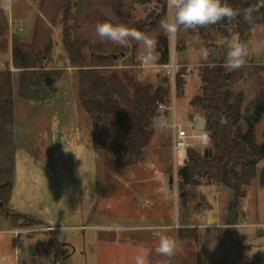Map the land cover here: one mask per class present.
Returning a JSON list of instances; mask_svg holds the SVG:
<instances>
[{
  "label": "rangeland",
  "instance_id": "374dc122",
  "mask_svg": "<svg viewBox=\"0 0 264 264\" xmlns=\"http://www.w3.org/2000/svg\"><path fill=\"white\" fill-rule=\"evenodd\" d=\"M40 3L13 0L9 8L0 2L8 22L7 29L0 23V70L14 71L13 39L31 40ZM133 9L134 20H144L161 10L157 0H137ZM236 28V21H230L205 37L197 30H181L175 40H169L170 63L174 61L183 71L179 87L171 79L167 81L164 69L155 63L139 67L143 65L142 46L135 51L131 44L119 46L126 53L112 70L127 72L149 84L166 80L171 91L166 107L173 108L165 118L155 121L152 142L144 150L145 160L121 171L116 159L93 149L91 119L78 98V71L69 65L61 27H54V50L44 69L54 73L55 81L49 86L52 97L43 101L21 98L17 72L14 84V177L8 208L43 224L20 228L1 211L0 264H135L140 249L147 254L148 264L165 260L169 264H264V235L260 234L264 230V159L258 164L253 185L243 187L247 196L239 199L234 225L229 222L234 191L226 184L197 177L199 184L185 202L179 189L182 179L178 171L188 163L187 150L193 148L204 156L212 148L210 133L197 131L193 122L196 115L205 117L191 105L194 98L203 96L202 69L224 62L222 42L238 37ZM246 45L247 65L237 71L224 68L228 79L238 73L226 94L231 101L238 95L243 97V113L247 105L264 95V25L251 30ZM212 46L217 59L211 57ZM205 51L207 61L202 56ZM90 53L85 47L88 61ZM173 121L188 131L190 147L186 151L172 148ZM239 123L247 129L244 122ZM255 139L264 147V117L255 126ZM185 190L190 191V186ZM165 225L171 231H160ZM50 226L54 230H48ZM182 227L193 228L196 239L180 240ZM17 229L24 230L17 239L19 246L11 233ZM161 234L173 237L179 245L171 258L155 253ZM55 237L72 247L60 251ZM42 243L55 247L51 260L45 258Z\"/></svg>",
  "mask_w": 264,
  "mask_h": 264
},
{
  "label": "trees",
  "instance_id": "16d2710c",
  "mask_svg": "<svg viewBox=\"0 0 264 264\" xmlns=\"http://www.w3.org/2000/svg\"><path fill=\"white\" fill-rule=\"evenodd\" d=\"M148 2L149 0H141ZM137 0H41L39 14L34 21L32 38L12 42V67L0 70V212L20 228L42 225L41 221L27 218L9 210L14 177V84L18 73L19 95L25 100L43 101L52 97L42 76L54 78L52 70L45 71L54 50L53 28L61 27L62 45L70 67L78 71V98L90 116L93 130V149L106 153L117 160L121 171L145 160L144 150L151 144L153 127L160 113L159 105L168 103L170 85L166 80L158 84L141 82L127 72L112 70L117 59L126 53L111 42H101L95 35L97 22L125 24L149 34L157 41L156 65H169L170 42L159 29V21L167 14L166 0H157L160 12H151L144 20H134V4ZM234 8L252 6L253 21L246 23L237 17L236 31L241 42H249V34L256 25H264V0H227ZM262 4V5H261ZM261 5V6H260ZM224 21L197 29L200 36L218 29ZM0 23L7 29L8 22L0 9ZM133 51L139 45L132 43ZM85 47L91 50L89 61ZM179 48V47H178ZM117 57V58H115ZM224 62H215L216 67L202 69L203 96L191 101L207 120L206 130L212 142V157L202 156L193 148L186 152L188 163L179 169L182 181L179 189L182 199L192 194L199 184L197 177L207 176L216 184H225L227 176L239 189V199L247 194L243 187H251L258 176V164L264 159V147L255 139V126L264 117V95L247 105L242 112L243 97L233 101L226 94L231 80L227 78ZM176 85L182 84L183 71L177 73ZM55 79V78H54ZM169 112H165L167 116ZM223 118L226 122H223ZM240 121L247 126L240 127ZM236 129V131H234ZM190 186V191L185 188ZM237 204V205H238ZM182 205H184L182 203ZM238 205V206H239ZM238 212V207H237ZM23 220V224L19 221ZM178 237L188 240L196 237L193 228L182 227ZM196 239V238H195Z\"/></svg>",
  "mask_w": 264,
  "mask_h": 264
},
{
  "label": "clouds",
  "instance_id": "9594fccd",
  "mask_svg": "<svg viewBox=\"0 0 264 264\" xmlns=\"http://www.w3.org/2000/svg\"><path fill=\"white\" fill-rule=\"evenodd\" d=\"M10 8L13 0H0ZM167 14L159 21V29L169 39L175 40L178 33L183 31H196L218 24L225 19L232 21L242 17L244 22L253 21L255 9L252 6L240 9L234 8L227 0H166ZM95 35L101 41L128 47L133 42L144 48L142 61L145 64H153L156 61L157 41L149 34L125 24H113L111 22H97L94 26ZM225 57L223 67L228 71H237L247 65L248 46L238 37L225 39L223 42ZM205 61L208 60V52L202 54ZM207 67H216L215 64H207ZM66 150V149H65ZM70 151V150H66ZM175 227H179L177 224ZM219 227V225H217ZM162 232L171 231V228H162ZM177 241L165 234L158 237L155 253L167 258L173 257L178 250ZM135 264H148L147 254L140 249L135 257ZM162 264H169L168 260Z\"/></svg>",
  "mask_w": 264,
  "mask_h": 264
},
{
  "label": "water",
  "instance_id": "95a60500",
  "mask_svg": "<svg viewBox=\"0 0 264 264\" xmlns=\"http://www.w3.org/2000/svg\"><path fill=\"white\" fill-rule=\"evenodd\" d=\"M210 51L212 52V59H217V53H216V47L212 46L210 47ZM117 58V57H115ZM228 78V76H227ZM42 80L44 81V83L46 84V86H50L54 81L55 79L52 78L51 76H49L48 74H44L42 76ZM164 116V113L160 112L158 114V117H162ZM193 122L195 124V128L197 131H204V129H206L207 127V120L206 118L203 116H200V115H196L193 117ZM205 156H210L212 157V148H209L205 151L204 153ZM173 182H174V178L171 179V186L170 188L172 189L173 187ZM223 182L230 188L234 191V194H233V197H232V207H231V214H230V218H229V222L231 225H234L236 223V220H237V207H238V198H239V194H240V191L241 189H239V187L233 183L227 176H224L223 177ZM20 225L23 224V220H20ZM260 234L261 235H264V230H260ZM42 248H43V252H44V255H45V258L47 260H51L52 259V255H53V251H54V248L50 245V244H44L42 243ZM30 250H32V246H30Z\"/></svg>",
  "mask_w": 264,
  "mask_h": 264
},
{
  "label": "built area",
  "instance_id": "2783aa9c",
  "mask_svg": "<svg viewBox=\"0 0 264 264\" xmlns=\"http://www.w3.org/2000/svg\"><path fill=\"white\" fill-rule=\"evenodd\" d=\"M19 27H20V30H23L24 24L20 23ZM142 56L143 55L140 56V59L142 58ZM141 61H142V59H141ZM144 66H145V63H143V65H140L139 67H144ZM157 66H160L164 69V71L167 75V81H169V79H171L173 81V83L176 82V77H177V72L179 71V66L176 65L174 63V61L172 63H169V65H157ZM158 108H159L160 112H162V113L170 112V110L173 109L172 107H170V108L166 107L165 104L159 105ZM165 117L166 116L164 115V116L159 117V118H165ZM159 118H157V119H159ZM161 124L168 125L165 121H162ZM171 127L174 129V134H175L174 138H173L174 142L172 145L173 150L175 152L182 151V150L186 151L190 147V143L187 140L188 131L186 129L182 128L181 125L177 124L176 121H173ZM47 229L52 231V230H54V227H48ZM11 233L13 234V237L16 240V245L19 246L20 244L17 241V239L19 238V235L24 233V230L17 229V230L11 231Z\"/></svg>",
  "mask_w": 264,
  "mask_h": 264
},
{
  "label": "crops",
  "instance_id": "0c3cea01",
  "mask_svg": "<svg viewBox=\"0 0 264 264\" xmlns=\"http://www.w3.org/2000/svg\"><path fill=\"white\" fill-rule=\"evenodd\" d=\"M12 63V62H11ZM248 199V198H247ZM246 210H248L247 208L244 210V214L245 215H247V212H246ZM50 227H52V226H50ZM169 226L168 225H165V228H168ZM55 239L57 240V242L60 244V247H61V249L60 250H64L65 248H67V247H72V245H71V243H68V242H62L61 240H60V238H58V237H55ZM17 246V245H16ZM62 250V251H63ZM61 254H63V255H65V253L64 252H62ZM3 260H6V258H3Z\"/></svg>",
  "mask_w": 264,
  "mask_h": 264
},
{
  "label": "flooded vegetation",
  "instance_id": "af4514ba",
  "mask_svg": "<svg viewBox=\"0 0 264 264\" xmlns=\"http://www.w3.org/2000/svg\"><path fill=\"white\" fill-rule=\"evenodd\" d=\"M54 249H55V247L54 246H52ZM60 251H62V250H60Z\"/></svg>",
  "mask_w": 264,
  "mask_h": 264
}]
</instances>
